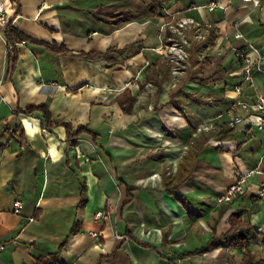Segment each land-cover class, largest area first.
Wrapping results in <instances>:
<instances>
[{
  "label": "crops",
  "instance_id": "crops-1",
  "mask_svg": "<svg viewBox=\"0 0 264 264\" xmlns=\"http://www.w3.org/2000/svg\"><path fill=\"white\" fill-rule=\"evenodd\" d=\"M0 1L6 19L34 41L16 46L10 70L14 53L10 59L4 53L0 22V264H32L49 254H56L53 264H240L244 247L217 242L235 215L252 228L245 247L264 257V196H257L264 182V126L231 127L223 117L209 131L195 130L235 96L230 85L239 77L229 73L241 64L229 46L247 42L264 57V6L242 0ZM211 2L219 7L209 10ZM181 19L204 29L205 57L226 67L208 86H171L166 48L181 37ZM165 22L171 27L161 29ZM235 25L244 38H234ZM254 77L255 89L244 85L247 99L253 91L264 94V74ZM43 104L49 128L39 110L24 112ZM255 167L259 172L244 194L217 202L239 174Z\"/></svg>",
  "mask_w": 264,
  "mask_h": 264
},
{
  "label": "built area",
  "instance_id": "built-area-1",
  "mask_svg": "<svg viewBox=\"0 0 264 264\" xmlns=\"http://www.w3.org/2000/svg\"><path fill=\"white\" fill-rule=\"evenodd\" d=\"M157 1L160 2L161 0ZM242 1L245 3H251L254 6H264V4L262 5L259 0ZM207 7L209 10H213L215 7H219V5L217 3L211 2L207 5ZM222 8L226 13L228 7ZM8 21L10 20L6 19L4 8L0 1V22L5 25ZM191 25H193L195 29L199 30V26L193 23L191 20L181 19L178 22V26L180 28ZM166 26L168 27L170 25L167 22L160 24L161 29L165 28ZM179 34L182 37V33L180 32ZM233 36L236 39L244 38V35L238 25H235ZM18 44H24V41L18 42L13 40L5 42L4 53L9 59L13 57L14 49ZM230 47L232 54L241 64L239 69L229 73V76L239 77L238 82L230 85V88L235 96L227 103L226 107L215 113L212 118L199 123L195 128L196 132L211 130L213 121L222 119L223 117L227 118V124L231 127H234L238 124H246L247 126L255 125L259 129H262L264 126V94L258 91H253V94L250 95V99L244 97V85H247L252 89L256 88L254 73L259 72L264 74V57L254 45L247 42L241 46ZM166 54L170 62L171 72L174 74L176 73L177 68L180 67V63L182 62L183 66L184 62L187 63V60L189 59L188 54L183 50L182 46L179 45L177 41L171 42V44L166 48ZM208 102L210 104H214V100L212 99H210ZM251 118H253V120ZM257 172H259V169L258 167H255L254 169H250L239 174L235 180L228 185L226 190L218 196L217 202H229L235 196L244 194L249 177L253 176ZM156 175L157 174H153V176ZM257 196H264V182L259 185V188L257 189ZM13 206L14 211L17 212L21 207L20 201H15ZM96 216L104 217V213L98 212ZM3 246L4 244L0 242V250L3 248Z\"/></svg>",
  "mask_w": 264,
  "mask_h": 264
},
{
  "label": "trees",
  "instance_id": "trees-1",
  "mask_svg": "<svg viewBox=\"0 0 264 264\" xmlns=\"http://www.w3.org/2000/svg\"><path fill=\"white\" fill-rule=\"evenodd\" d=\"M155 14L165 17L164 13H162L158 9L155 10ZM4 34H5L6 41L15 40L18 42H21V41L26 42L27 40H29L31 42H34L32 39L23 35L16 28H14L10 21H8L4 26ZM213 37H214L213 33L209 32L208 39H212ZM170 43H171V41H168L167 45ZM46 46L48 48H51L54 52L64 53L63 47H58L54 44H51V45L47 44ZM199 48H200L199 43L193 44L192 50H191L190 55H189V59L192 62V65L194 67H197L196 68L197 70H196V73H194V74L192 73V75L187 77V78L196 84L208 86V84L212 83L216 78H219L220 76H222L224 74H227V71H226V67H224L222 65H217V66L213 67L214 71L211 75L204 76L203 75L204 74L203 67H205V66L212 67V65L209 63L208 59H206V58L202 57L201 59H197V54H198L197 52H198ZM87 56H89V55H87ZM16 58L17 57L14 53V59L10 63V67H9L10 70L12 69ZM166 67L169 68L170 63L167 62ZM179 85H177L176 87H178ZM182 86H183V84H182ZM176 87H174V88H176ZM179 89H180V87H178V89H176V90H179ZM33 110H39L40 112H42L43 127L44 128H49L52 126L51 115H50V112L48 110L47 104L28 108L24 112L25 113H31V112H33ZM63 124L66 127V129L69 131L70 130L69 124H66V123H63ZM81 129H83V128L78 127L77 132L73 136L69 135L67 137V141L69 144H72L75 142L77 135L81 132ZM81 195H82V197H81V203L80 204L82 205L85 202V197H84L85 187H84V185L81 188ZM235 217H237V216L235 215L230 221L231 222L230 230H228L223 236H221V238L217 242L219 243V242L224 241L230 246L244 247V250H243L244 252H243V256H242L240 264H264V257L259 258V259L255 258V255L251 252V250L245 247L246 242H247V236L249 234V231L252 228L250 227V225L242 222L241 220H236V219L234 220ZM210 244H212V245L215 244V241H212ZM205 250H206V247H202L200 249H196L195 251L189 253V255L199 254ZM55 262H57L56 254H49V255H45V256L36 257L32 264H53Z\"/></svg>",
  "mask_w": 264,
  "mask_h": 264
},
{
  "label": "rangeland",
  "instance_id": "rangeland-1",
  "mask_svg": "<svg viewBox=\"0 0 264 264\" xmlns=\"http://www.w3.org/2000/svg\"><path fill=\"white\" fill-rule=\"evenodd\" d=\"M182 28H184V27H182ZM184 29H182V37H180L181 39L179 38V40H176V41L179 43V45L182 46L183 50L186 51V53L188 54V57H189L190 52L192 50L193 44H195V43H199L200 44L201 50L203 49V47L205 49L208 48V43L209 42L204 39V36H203L204 35V29H201V26L199 27V30L195 29L193 27V25L185 26ZM229 49L231 50L230 46H229ZM207 53L210 54V51L207 52V50H206V52H205V51L202 50L201 52H199V54L201 56H198V54H197V59H200V57L206 58L205 56L207 55ZM211 57H212V61L214 63H216L217 59H214V57L212 55H211ZM166 59H167L168 63H170L169 59L168 58H166ZM182 64L183 63L181 62L180 63V67L177 68L175 74L171 72V66L169 67V73H170V80H171L172 88L176 87L181 82H182V84L184 86V84L186 82L191 81L187 77L191 76L192 73L193 74L196 73V70H197L196 68L197 67H194L192 65V62L190 61V59L187 60V63L184 62L183 66H182ZM214 66H217V65L216 64H212V67H209V66L203 67V72H204L203 75L204 76L205 75H207V76L211 75L213 73V71H214V68H213ZM224 75H222V76H224ZM222 76H220L219 78H222ZM175 80H177V81H175ZM185 101L186 100L182 99V103H185Z\"/></svg>",
  "mask_w": 264,
  "mask_h": 264
}]
</instances>
